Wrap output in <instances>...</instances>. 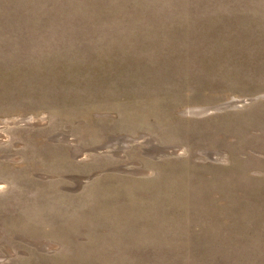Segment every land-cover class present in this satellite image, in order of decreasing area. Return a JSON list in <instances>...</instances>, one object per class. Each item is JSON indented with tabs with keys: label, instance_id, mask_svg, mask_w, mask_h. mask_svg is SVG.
<instances>
[{
	"label": "rangeland",
	"instance_id": "obj_1",
	"mask_svg": "<svg viewBox=\"0 0 264 264\" xmlns=\"http://www.w3.org/2000/svg\"><path fill=\"white\" fill-rule=\"evenodd\" d=\"M0 183V264H264V0H0Z\"/></svg>",
	"mask_w": 264,
	"mask_h": 264
},
{
	"label": "bare ground",
	"instance_id": "obj_2",
	"mask_svg": "<svg viewBox=\"0 0 264 264\" xmlns=\"http://www.w3.org/2000/svg\"><path fill=\"white\" fill-rule=\"evenodd\" d=\"M26 121V120H24ZM31 123V122H30ZM57 134V133H56ZM102 140V139H101ZM149 140V139H148ZM107 145V144H106ZM76 147V146H75ZM148 151V150H147ZM119 153V152H118ZM76 156V155H75ZM216 160V159H215ZM2 185V183H0V186ZM43 246V245H42ZM45 246V245H44ZM4 247V246H3Z\"/></svg>",
	"mask_w": 264,
	"mask_h": 264
}]
</instances>
